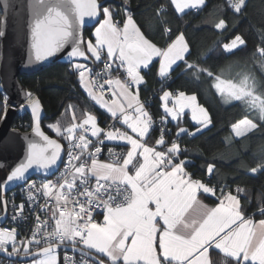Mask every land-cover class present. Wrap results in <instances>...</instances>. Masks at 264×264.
<instances>
[{
    "label": "snow or ice",
    "instance_id": "1",
    "mask_svg": "<svg viewBox=\"0 0 264 264\" xmlns=\"http://www.w3.org/2000/svg\"><path fill=\"white\" fill-rule=\"evenodd\" d=\"M204 2L205 0H171L178 12H183L189 7H197ZM69 6L73 13L71 16L64 10L65 0H36L33 5L35 10L31 25V49L36 61H43L53 56L70 42L73 46L67 55L85 57L86 52L81 47L78 30L83 27L85 17L94 18L102 13L105 18L94 30L95 44L91 40L87 41V52L99 61L100 49L106 45L107 57L119 61V67L126 70L132 83L136 85L141 83L143 77L140 69L147 68L153 58H160L158 73L162 77L166 76L178 61L187 64L185 56L190 54V50L183 34L177 36L167 49H160L144 37L130 14L126 15L121 31L113 22V11L108 7H102L98 0H70ZM230 6L236 13H241L245 7V0H232ZM8 10L9 0H3L0 11L4 12V30L0 31V37L6 34ZM216 27L223 29L224 21L221 20ZM244 43V39L236 35L223 47L231 51ZM257 54L264 58V47H258ZM106 67L110 66L106 65ZM75 68L79 72L80 84L89 90V95L99 101L102 107L107 108L112 117H117L119 113L118 118L132 133L129 135L119 130L108 131L104 134L105 139L127 141L130 149L122 165L101 163L95 158L92 159L91 167L87 168V171L95 174L96 187L91 190L85 188L84 192L79 193L85 196V200H73L72 209L69 211L65 207L60 211L58 219H55L56 212H53L55 227L47 233L46 239L43 237L36 239L39 231L37 229L30 240L22 242L23 252L26 255L43 257L34 258L32 264H59L57 250L61 246L65 248L71 246L75 250L80 244L107 256L111 264H207L206 257L211 248L233 258L234 264H249V262L264 264V219L258 222V226H254L251 220L243 216L238 197L230 192L214 208L200 205L197 199L198 193L202 191L215 195V189L192 179L185 171V161L176 162L181 153L177 143H171L166 151H158L141 142L149 133L152 121L143 105L139 104L138 94L130 91L129 84L122 83L119 79H110L106 82L118 87L119 95L127 101V109L135 106V116L118 101L113 100L109 104L103 100L102 95L97 96L90 90V82L86 79L90 70L84 64H76ZM187 68L191 71L196 65L187 64ZM208 75L211 76L212 73L209 72ZM215 79L217 82L214 87L220 93H226V99L241 100L244 97H251V105L259 108L261 118L264 119V99L253 95L247 77L239 84L222 80L220 77ZM171 95L170 92L165 91L161 99L163 110L173 120H176L187 108L191 109V119L201 127L211 124L207 110L196 103L195 95L186 96L185 93L180 92L174 98V106L169 107L167 101ZM7 100L8 97L5 95V119L8 110ZM20 107L30 109L33 117V132L43 143L29 142L25 159L11 170L3 181L4 184L25 179V174L33 165L43 169L56 165L61 155L62 146L40 129L39 99L34 98L30 92L26 93L25 102ZM49 127L59 133L55 125ZM76 127L83 128L85 132L90 131L91 136L97 138L102 132L97 126L96 117L88 115L80 125H73L67 129L69 135L65 138L70 143ZM255 128L256 124L248 119L233 125L235 135L238 137L243 136L245 131ZM200 130L201 128H197L196 133ZM187 131L181 128L177 135L185 134ZM78 141L75 148L80 149V152L68 153V166L74 169L72 181L65 179L64 183L59 184L55 194L57 207H60L61 202L65 206L68 204L69 196L64 189L66 188L69 193L72 192L76 188V179L84 177L86 173L85 163L76 166L73 162L81 160L91 141L84 134L79 135ZM98 142L102 144L103 140ZM156 144L158 146L167 144L163 131ZM109 151L111 152V149ZM100 152L101 148L95 147L93 157ZM140 158L142 162H139ZM130 166L135 170L134 174H130ZM260 170H264V165ZM212 171L213 165L210 164L208 172ZM257 171V168L251 169L252 173ZM101 181L111 183L101 184ZM35 188L34 183L29 185V198H31V190ZM41 188L44 190V196L50 197L57 185L52 181H46L41 184ZM102 196H106L107 199L101 200ZM118 197L122 199L118 200ZM99 206L104 208L102 223L95 221L93 215L94 208ZM197 206L202 209L199 213L196 212ZM19 207L23 209V203ZM33 242L37 245L46 243L47 246L39 248L33 254L29 247ZM9 243L12 244L11 253H8L6 247ZM0 250L7 255L20 252L21 249L16 243L15 229H0ZM64 259L65 264H69L70 258L65 256ZM97 264L103 262L98 261Z\"/></svg>",
    "mask_w": 264,
    "mask_h": 264
},
{
    "label": "trees",
    "instance_id": "2",
    "mask_svg": "<svg viewBox=\"0 0 264 264\" xmlns=\"http://www.w3.org/2000/svg\"><path fill=\"white\" fill-rule=\"evenodd\" d=\"M100 1L106 2L104 7L113 11L119 25H123L126 15L130 14L142 34L159 48H166L180 34L185 36L190 50L185 60L196 68L189 71L185 62L178 61L170 73L162 77L158 73L159 61L156 59L143 71L139 96L147 100L153 117L160 119L166 127L168 141L177 139L186 145V150L180 154L185 161V171L192 179L214 187L215 195L200 193L206 202L216 204L226 192H232L240 198L241 210L246 217L264 218V170H260L264 165V119L259 108L253 107L248 100H228L214 87L216 77L235 83L247 77L248 84L264 99V58L257 54L258 47H264V0H245L241 13H236L230 6L232 0H205L202 7L184 12H178L171 0ZM1 16L0 11V28ZM221 20L225 27L218 29L216 25ZM93 28L85 29V38L93 37ZM236 35H240L245 43L231 51L225 50L224 44ZM103 60L106 59L93 60L90 64L96 69ZM71 64L56 62L38 73L19 76L22 86L44 107V131L60 139L65 152L69 147V140L65 137L69 134H57L49 127L51 124L60 118L67 125L81 124L90 114L96 116L103 127L111 120L83 91L79 75L69 69ZM200 69L206 71L201 72ZM165 91L175 95L180 92L196 94L200 104L210 113L211 125L199 133L188 130L178 136L176 126L164 118L161 97ZM5 95L0 86V121ZM244 118L252 120L256 128L238 137L233 133V125ZM180 125H194L189 113L184 115ZM12 127L21 131L31 130L30 115L26 111L18 113ZM158 133L159 128L152 126L146 142L163 149L156 144ZM210 164L213 165L211 173L208 172ZM253 168L258 171L252 173ZM9 195L8 191L7 202ZM5 212L0 183V219ZM58 251L62 253L63 250ZM94 254L107 262L101 255ZM209 254L212 264H234L233 258L217 249H210Z\"/></svg>",
    "mask_w": 264,
    "mask_h": 264
},
{
    "label": "built area",
    "instance_id": "3",
    "mask_svg": "<svg viewBox=\"0 0 264 264\" xmlns=\"http://www.w3.org/2000/svg\"><path fill=\"white\" fill-rule=\"evenodd\" d=\"M197 11V8L194 9ZM69 66V69L73 72H75L77 75H79V72L76 70L75 65L76 64H84L86 68H88L90 73L93 77V86L94 89L102 94L110 95L114 91L113 84L109 85L106 82L108 80H112L114 75L121 74L124 78L126 83L130 85L131 88H134L136 84L132 83L130 78L127 76V72L124 68L119 67V61L114 59H106L102 61V64L98 66L96 69L90 64L86 62H72ZM106 65H109L110 67H106ZM102 86V87H101ZM169 103H172V101H169ZM139 104H142L145 111L148 112V114L151 117V127L157 126L159 128L158 138L161 135V132H164V138L167 141V144L163 145V149H158V151H166L168 147L171 146V143L175 142L179 145L182 151L186 150V145L183 143H180L177 139H173V141L169 142L167 139V129L164 126V124L161 122L160 119H155L150 112L146 99H142L139 97ZM128 112H131V109H127ZM24 108H21L19 110V114L24 113ZM80 125V124H78ZM26 128H29V125H25ZM90 127V126H85ZM113 127H116L121 132H124V129L121 128L119 125L118 117H111V120L109 123L104 127L105 130L111 129ZM84 134L90 141L91 144L87 150L84 151L83 155L81 156L80 161H74L73 163L76 166H79V163H85L86 164V173L84 177H78L75 181L76 188L72 190V192H68V190L65 188V193L69 196V202L65 206L63 202L60 203V207H57V201L55 199V194L57 192V189L59 187V184L64 183V180L67 179L69 182L72 181V173L74 171L73 168L68 166V160L69 151H72L73 153H79L80 149L75 148V144L78 143V137L79 135ZM98 140H103L102 138H93L91 136V132H85L83 128L76 127L75 128V137L72 139L71 143L69 141V147L67 151L64 154V160L62 162L61 167L57 170L55 174L52 176H45V175H35L34 177L27 180L25 183L18 185L14 187L13 189L9 190V198L7 202V217L6 221L3 224H0V229H8L12 230L15 229L16 232V243L17 246L21 249L19 253H14L12 256L15 257V259H8L6 257H3L0 255V264H20L22 261L19 260L20 257L25 256L26 254L23 252V243L27 242L32 238V234L34 231L39 229L37 232L36 239H41L42 237L44 239L47 238V233L51 232L55 227V219L59 218L60 211L64 210L65 207L67 210L72 209V202L73 200H79L84 201L85 196L79 195V193L84 192L85 188L88 189H94L97 185L96 177L92 176L90 172L87 171V168L91 167V161L93 158L102 161H107L111 163H118L120 160H122L123 156L126 153L125 147L120 144H113L108 143L103 140V143H99ZM95 147H100L101 152L97 154L95 157H93L92 153H94ZM111 149V152L109 151ZM180 153V154H181ZM183 161L181 159V155L178 156L176 159V162ZM46 181H52L54 184L57 185L56 189H53V195L50 197L44 196V190L41 188V184ZM35 184L36 188L31 190V198H29V185ZM111 183L110 181H101V184H108ZM214 188V187H213ZM36 189H39L37 191ZM78 189V191H77ZM95 199V197H93ZM101 200L107 199L106 196H102L100 198ZM122 199V197L117 198ZM23 203L24 207L23 209H20V205ZM56 212L55 219L53 218V212ZM103 213L104 208L102 206L95 207L94 208V219L97 222L102 223L103 222ZM253 218V217H252ZM82 245V244H80ZM78 245V246H80ZM46 243H40L39 245L35 244L33 242L30 247V251L32 253L38 251L39 248L46 247ZM8 253L12 252V244L9 243L6 245ZM63 250L62 253H60V262L59 264H65V256H68L70 258L69 264H97L95 261L90 259L89 257L80 254L74 250L70 249H58Z\"/></svg>",
    "mask_w": 264,
    "mask_h": 264
},
{
    "label": "water",
    "instance_id": "4",
    "mask_svg": "<svg viewBox=\"0 0 264 264\" xmlns=\"http://www.w3.org/2000/svg\"><path fill=\"white\" fill-rule=\"evenodd\" d=\"M36 0H9V10L7 12V25L6 34L1 38V52H0V86L8 97L9 108L7 110V117H4L0 123V183L2 184L3 202L6 212L0 219V224L6 221L7 217V193L14 187L25 183L34 175H46L52 176L61 167L64 160L65 149L62 141L57 137L50 136L43 129V120L45 117V110L40 102V129L50 139L56 140L61 147V155L56 165L43 169L39 166L33 165L25 174V179L16 180L10 186L9 182L4 184L6 176L10 174L11 170L23 161L27 155V145L29 142L43 143L40 137L33 132V117L28 107H24V110L30 115L32 119V128L28 131H21L13 128V122L16 115L19 113V108L22 103L25 102V94L29 93L20 83L19 76L35 74L43 70L44 68L56 63L62 62L70 64L72 62H86L91 63L93 61L86 48L85 29L95 27L96 24L102 18V13L97 17L90 18L85 17V23L81 29L78 30V38L82 42L81 47L86 52L85 57H69L67 53L72 48V43L65 45V48L60 52L54 54L51 57L46 58L43 61H36L31 49V25L33 22V13ZM98 3L104 7L106 2L98 0ZM70 0H65L64 10L71 16L72 9L69 6ZM3 7V0H0V9ZM1 16V28L4 30V12ZM40 101V100H39ZM61 246L59 249H64ZM65 249L74 250L71 246ZM80 254H83L96 263L102 261L103 264H111L105 262L97 257L94 252L85 249L84 247L77 246L74 250ZM37 252V251H36ZM34 252L33 254H35ZM0 255L8 259H15L12 255H7L0 250ZM35 255H25L19 258L22 262H27L37 258Z\"/></svg>",
    "mask_w": 264,
    "mask_h": 264
},
{
    "label": "crops",
    "instance_id": "5",
    "mask_svg": "<svg viewBox=\"0 0 264 264\" xmlns=\"http://www.w3.org/2000/svg\"><path fill=\"white\" fill-rule=\"evenodd\" d=\"M204 5V3L202 4V5H198L197 7H202ZM192 8H194V7H189V8H186V9H184V11H186V10H189V9H192ZM183 11V12H184ZM105 17L104 16H102V18L100 19V21L96 24V26L93 28V31H92V36L93 37H88V38H86V45H87V41H89V40H91L92 41V43L93 44H95V36H94V30H95V28L99 25V23L104 19ZM134 20V19H133ZM113 22L114 23H116L117 24V26L121 29V31L123 30V25H119L117 22H116V20L114 19V17H113ZM124 24V23H123ZM135 24H136V22H135ZM137 25V24H136ZM137 27H138V25H137ZM139 28V27H138ZM141 31V30H140ZM142 33V32H141ZM181 35V34H180ZM179 36V35H178ZM145 37V36H144ZM146 38V37H145ZM147 40H149L148 38H146ZM176 39V38H175ZM175 39H174V41H175ZM152 44H154L151 40H149ZM172 44V43H171ZM155 45V44H154ZM188 45V44H187ZM157 48H159L157 45H155ZM169 46V45H168ZM167 46V47H168ZM167 47L166 48H164V49H167ZM86 48H87V46H86ZM160 49H162V48H160ZM100 52H101V59L99 60V61H101L103 58H105V59H109L108 57H107V46L105 45V46H103L101 49H100ZM90 54V53H89ZM90 56H91V54H90ZM92 57V56H91ZM92 59L93 60H95V61H97L94 57H92ZM112 59H114V58H112ZM156 59H158V61H159V63H160V58H158V57H156V58H153V60H152V62L154 61V60H156ZM152 62L150 63V65L152 64ZM149 65V66H150ZM148 66V67H149ZM175 66V65H174ZM173 66V67H174ZM147 67V68H148ZM147 68H143V67H141V69H140V74H141V76L143 77V79H142V81H141V83L143 82V80H144V76H143V71L144 70H146ZM159 69V68H158ZM169 73H170V71H169ZM168 73V74H169ZM168 74H166V75H168ZM86 79H88L89 80V82H90V90L92 91V92H94L97 96H100V95H102V98H103V100H105V101H107L109 104H111L112 103V101L113 100H116V101H118L119 103H121V104H123L124 106H125V108L127 109V101L122 97V96H120L119 95V89H118V87L115 85V84H113V87H114V91L110 94V95H105V94H102V93H100V92H98V91H96L95 89H94V87H93V77H92V75L90 74V73H87V75H86ZM116 79H119L122 83H125V81L123 80V78H122V75H118V74H116V75H114V77L112 78V80H116ZM140 83V84H141ZM139 84V85H140ZM139 85H135V87L134 88H131L130 87V91L133 93V94H138V101H139V91H138V87H139ZM80 86H81V88L83 89V91L88 95V97L102 110V111H104L108 116H110V117H112L111 116V114L107 111V108H105V107H102L101 106V104H100V102L99 101H97V100H95L94 98H93V96H91V95H89V90L88 89H85L81 84H80ZM113 93H115V95H113ZM163 96V95H162ZM176 97V96H175ZM172 99H168V101H171ZM163 102V101H162ZM174 103V102H173ZM163 104V103H162ZM164 111V110H163ZM186 113H190V111L189 110H186L185 111ZM133 116H135L136 115V113H135V106L132 108V110H131V112H130ZM117 116L119 117L120 116V114L119 113H117ZM164 118L167 120V121H169V122H171L172 124H174L175 126H176V133H178V131H179V129H181V128H183V129H187V130H192L194 127L193 126H191V127H184V126H181L180 125V121L182 120V117H180V119H179V122H177L176 120H173L172 118H171V116L170 115H167L166 114V111H164ZM243 120V119H242ZM118 121H119V124H120V126H122V127H124L125 128V130H128L127 132H128V134L129 135H131V130L126 126V125H124L122 122H121V120L118 118ZM241 121V120H240ZM176 122V123H175ZM237 123H239V121L237 122ZM237 123L235 124V125H237ZM51 125H55L58 129H59V133H57V130L56 129H54V128H52L57 134H60V133H62V129H60V126H58L56 123L55 124H51ZM102 126V125H101ZM103 127V126H102ZM102 130V132H101V135H100V137L99 138H102L104 141H106V142H108V143H113V144H122V145H124V146H126V148H127V150H126V154H125V156H124V158L126 157V155H127V152L129 151V149H130V145L127 143V141H123V140H116V141H109V140H107V139H105V136H104V134L105 133H107L108 131H116V130H119V129H117V128H111V129H107V130H104V127H103V129H101ZM120 131V130H119ZM121 132V131H120ZM126 132V133H127ZM195 132V131H194ZM151 133V128H150V130H149V133L142 139V143H146V145L148 146V147H153V146H151L150 144H148L147 142H146V139H147V137L149 136V134ZM72 137L74 138L75 137V130H74V133L72 134ZM72 138V139H73ZM93 138H97V137H93ZM123 158V159H124ZM99 162H101V163H111V162H107V161H102V160H99ZM139 162H142V158H140V161ZM111 164H115V163H111ZM118 164H120V165H122L123 164V160H122V162H120V163H118ZM129 171H130V174H134V169H132L131 168V166H130V168H129ZM90 174L92 175V176H94V177H96L95 176V174L94 173H91L90 172ZM195 180V179H194ZM202 182V181H201ZM202 192V191H201ZM200 192V193H201ZM200 193H198V197H197V199H198V201H199V203H200V205H203V206H206L207 208H214V207H216V205L220 202V200L221 199H224V197L229 193V192H226L224 195H223V197L219 200V202L218 203H216V204H210V203H208V202H206L202 197H201V195H200ZM232 195H235V196H237L235 193H232V192H230ZM238 197V196H237ZM238 199H239V201H240V206H241V200H240V198L238 197ZM225 203H227V201H225ZM202 211V209H200V207L199 206H197V208H196V212L197 213H199V212H201ZM242 211V210H241ZM242 214H243V216L246 218V219H249V220H251L252 222H253V225L254 226H258V222L260 221V220H262V219H264V218H260V219H252V218H248V217H246L245 215H244V213L242 212ZM83 247L85 248V249H87V250H90V251H92V252H94V253H96V254H98V255H101V254H99V253H97L96 252V250H94V249H89V248H87L86 246H84L83 245ZM212 249V248H211ZM209 251H210V249H209ZM209 251H208V254H207V257H206V260H207V264H212V262H211V258H210V254H209ZM57 254H58V262H60V253H59V251L57 250ZM103 258H105L106 260H107V262H109V263H111V261L109 260V258L107 257V256H105V255H101ZM43 258V257H42Z\"/></svg>",
    "mask_w": 264,
    "mask_h": 264
},
{
    "label": "rangeland",
    "instance_id": "6",
    "mask_svg": "<svg viewBox=\"0 0 264 264\" xmlns=\"http://www.w3.org/2000/svg\"><path fill=\"white\" fill-rule=\"evenodd\" d=\"M205 3V2H204ZM133 18V17H132ZM183 37H184V39H185V41H186V38H185V36L183 35ZM187 42V41H186ZM231 42V41H230ZM230 42H227V43H225V44H228V43H230ZM224 44V45H225ZM241 45H239L238 47H240ZM172 70V69H171ZM170 70V71H171ZM118 75H121V74H118ZM122 78H123V80L125 81V78L122 76ZM220 79H222V78H220ZM222 80H225V79H222ZM225 81H228V80H225ZM233 82V81H232ZM125 83H126V81H125ZM129 83V82H128ZM233 83H235V82H233ZM236 84H239V83H236ZM130 86V85H129ZM248 86L250 87V89H251V91L253 92V95L254 96H260L258 93H256V91L254 90V88L253 87H251L249 84H248ZM94 87V86H93ZM168 92H170L172 95L169 97V99H172L173 100V102H174V98H175V96H177L178 94H173L171 91H168ZM183 93H185V92H183ZM185 95L186 96H193V95H195L196 96V94H190V93H185ZM225 98H226V93H224V94H222ZM261 97V96H260ZM262 98V97H261ZM243 99H246V100H248L249 101V103L251 104V97H244ZM263 99V98H262ZM228 100H234V99H228ZM167 103H168V106L169 107H173L174 106V103H169V101H167ZM196 103L199 105V106H202L203 108H205L206 110H207V113H208V116H209V118H210V113H209V111H208V109L204 106V105H202V104H200V102L198 101V98H197V96H196ZM259 102H257V104H258ZM2 112H1V116H2V118H1V121H2V119H3V117H4V114H5V103H2ZM9 103H8V101H7V109L9 108ZM21 109V107L19 108V110ZM127 110V109H126ZM132 110V109H131ZM186 110H189L190 111V113H189V115H190V118H191V109H185L184 110V112L182 113V114H180L179 115V117L176 119V121L177 122H179V119H180V117H184V115L186 114ZM166 114L167 115H169L167 112H166ZM90 115H92V114H90ZM94 116V115H93ZM96 117V116H95ZM118 117V116H117ZM244 119H248V118H244ZM243 119V120H244ZM192 120V119H191ZM210 120H211V118H210ZM248 120H250V119H248ZM1 121H0V123H1ZM252 121V120H251ZM96 122H97V126L100 128V129H103V127L99 124V122H98V119H97V117H96ZM192 122H193V126H194V128L192 129V132H196V129L197 128H201V130H203V129H206V128H208L211 124H208L207 126H205V127H201V125H199V124H197L196 122H194L193 120H192ZM253 122V121H252ZM65 122H64V120L62 119V118H60L57 122H56V124L58 125V126H60V129H62V132H67V129L69 128V127H72L73 125H67V124H64ZM176 123V122H175ZM254 123V122H253ZM53 124H55V123H53ZM255 124V123H254ZM74 125H78V124H74ZM237 125H238V123H237ZM242 127V126H241ZM114 128H116V127H113V129ZM121 128L122 129H124V132H127L128 130H125V128L124 127H122L121 126ZM150 128H151V126H150ZM105 130V129H104ZM246 132H248V131H245V133ZM58 133V132H57ZM128 133V132H127ZM233 133H234V135H235V130L233 129ZM244 133V134H245ZM131 135H132V133H131ZM122 160H123V158H122ZM122 160H120V162H122ZM120 162H118V163H120ZM118 163H115V164H118ZM13 182L14 181H11V182H9V185L11 186L12 184H13ZM60 253V252H59ZM42 258V256H38L37 258H35V259H41ZM32 261L33 260H30V261H25V262H21L20 264H32Z\"/></svg>",
    "mask_w": 264,
    "mask_h": 264
},
{
    "label": "bare ground",
    "instance_id": "7",
    "mask_svg": "<svg viewBox=\"0 0 264 264\" xmlns=\"http://www.w3.org/2000/svg\"><path fill=\"white\" fill-rule=\"evenodd\" d=\"M116 22H117V21H116ZM119 125H120V124H119ZM34 176H35V175H34ZM34 176H32V177H34ZM45 176H46V175H45ZM32 177H31V178H32ZM28 180H29V179H28ZM64 249H65V248H64Z\"/></svg>",
    "mask_w": 264,
    "mask_h": 264
}]
</instances>
